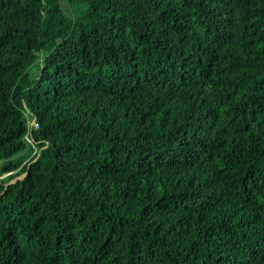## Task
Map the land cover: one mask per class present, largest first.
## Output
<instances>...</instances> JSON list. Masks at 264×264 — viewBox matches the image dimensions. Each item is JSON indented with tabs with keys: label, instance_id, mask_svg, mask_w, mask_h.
Listing matches in <instances>:
<instances>
[{
	"label": "trees",
	"instance_id": "obj_1",
	"mask_svg": "<svg viewBox=\"0 0 264 264\" xmlns=\"http://www.w3.org/2000/svg\"><path fill=\"white\" fill-rule=\"evenodd\" d=\"M0 264H264V0H0Z\"/></svg>",
	"mask_w": 264,
	"mask_h": 264
},
{
	"label": "rangeland",
	"instance_id": "obj_2",
	"mask_svg": "<svg viewBox=\"0 0 264 264\" xmlns=\"http://www.w3.org/2000/svg\"><path fill=\"white\" fill-rule=\"evenodd\" d=\"M65 33H67V34H70V33H72V32H74L75 31V29H76V23L74 22V21H72V20H67L66 21V24H65ZM32 117V116H31ZM36 119V118H35ZM22 177V176H21ZM20 178V177H19ZM16 180V179H15ZM14 180V181H15Z\"/></svg>",
	"mask_w": 264,
	"mask_h": 264
},
{
	"label": "built area",
	"instance_id": "obj_3",
	"mask_svg": "<svg viewBox=\"0 0 264 264\" xmlns=\"http://www.w3.org/2000/svg\"><path fill=\"white\" fill-rule=\"evenodd\" d=\"M29 115V125L31 128L33 129H37L38 128V123L36 121V119L28 112ZM32 116V117H31ZM31 136V134H29ZM26 136V139L31 143L32 140L30 139V136Z\"/></svg>",
	"mask_w": 264,
	"mask_h": 264
},
{
	"label": "water",
	"instance_id": "obj_4",
	"mask_svg": "<svg viewBox=\"0 0 264 264\" xmlns=\"http://www.w3.org/2000/svg\"><path fill=\"white\" fill-rule=\"evenodd\" d=\"M32 115V114H31ZM33 116V115H32ZM34 117V116H33ZM35 118V117H34ZM26 175L27 174H25V175H22V177H18L15 181H12L10 184H14V183H16L18 180H23L25 177H26ZM9 186V185H8Z\"/></svg>",
	"mask_w": 264,
	"mask_h": 264
}]
</instances>
